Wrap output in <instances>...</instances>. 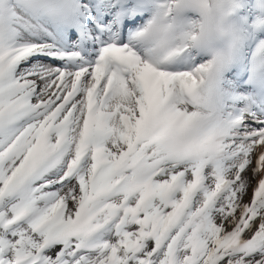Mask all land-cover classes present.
Segmentation results:
<instances>
[{
  "label": "snow or ice",
  "instance_id": "obj_1",
  "mask_svg": "<svg viewBox=\"0 0 264 264\" xmlns=\"http://www.w3.org/2000/svg\"><path fill=\"white\" fill-rule=\"evenodd\" d=\"M0 264H264V0H0Z\"/></svg>",
  "mask_w": 264,
  "mask_h": 264
}]
</instances>
